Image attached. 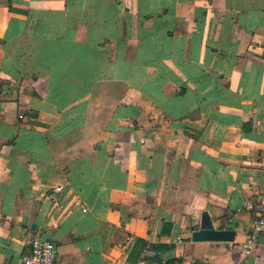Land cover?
<instances>
[{"label":"crops","instance_id":"1","mask_svg":"<svg viewBox=\"0 0 264 264\" xmlns=\"http://www.w3.org/2000/svg\"><path fill=\"white\" fill-rule=\"evenodd\" d=\"M260 197L264 0H0V264H264Z\"/></svg>","mask_w":264,"mask_h":264},{"label":"built area","instance_id":"2","mask_svg":"<svg viewBox=\"0 0 264 264\" xmlns=\"http://www.w3.org/2000/svg\"><path fill=\"white\" fill-rule=\"evenodd\" d=\"M55 191H60V188ZM242 208L253 214L250 233L242 244L245 251H250L259 237L264 239V197L245 200ZM28 243L30 252L22 258L21 264H56L58 254L53 242L32 238ZM146 254L150 255L152 252L147 251Z\"/></svg>","mask_w":264,"mask_h":264},{"label":"water","instance_id":"3","mask_svg":"<svg viewBox=\"0 0 264 264\" xmlns=\"http://www.w3.org/2000/svg\"><path fill=\"white\" fill-rule=\"evenodd\" d=\"M194 221V230L191 233L193 241L231 242L234 239L235 234L232 230L214 228L212 220L206 211L201 212L198 219H194Z\"/></svg>","mask_w":264,"mask_h":264}]
</instances>
